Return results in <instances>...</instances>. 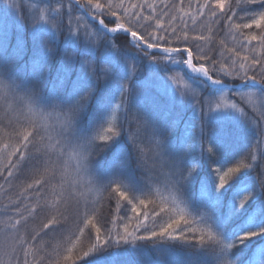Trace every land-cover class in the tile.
<instances>
[{"label":"snow or ice","instance_id":"1","mask_svg":"<svg viewBox=\"0 0 264 264\" xmlns=\"http://www.w3.org/2000/svg\"><path fill=\"white\" fill-rule=\"evenodd\" d=\"M17 27L31 40L0 28V264H247L264 0H58Z\"/></svg>","mask_w":264,"mask_h":264},{"label":"trees","instance_id":"2","mask_svg":"<svg viewBox=\"0 0 264 264\" xmlns=\"http://www.w3.org/2000/svg\"><path fill=\"white\" fill-rule=\"evenodd\" d=\"M66 2V0H65ZM58 0H0V28L7 26L8 31V40L10 45H15L18 39L25 41L31 40V32L23 31L21 32L18 27V17L24 16L28 21H33L39 19L40 13L45 11V5L53 4L57 5ZM177 79L172 83L173 88L183 89L185 87V81L182 78V74L176 73ZM156 88L154 87V91ZM251 91V90H249ZM227 98L228 102H232L227 93L219 94ZM247 98V97H246ZM252 99L255 100V104H258V101L255 97ZM248 101V102H247ZM252 101V100H250ZM249 100H245L249 104V107H252V103ZM188 115H191V109L189 110ZM184 128L183 125H181ZM211 130V129H210ZM191 128L188 127L183 132V139L188 141L190 138ZM248 147V142L246 141H236L226 146L220 150L221 158L225 159L228 163H231L236 159L242 151H245ZM261 150H264V145H261ZM256 151V149H253ZM248 178L251 179V174H248ZM2 183V182H0ZM241 194L250 191L248 184H242L239 187ZM91 199H99L100 193H88ZM3 196V189H0V197ZM6 201L0 198V205ZM251 203V202H250ZM115 219V217H112ZM261 223L260 219L250 218L248 213H243L241 227L245 229H255ZM236 252L245 253V259L247 264H264V240L254 239L247 242L246 245H242L239 249L234 250ZM83 264H95L94 260L84 261Z\"/></svg>","mask_w":264,"mask_h":264},{"label":"rangeland","instance_id":"3","mask_svg":"<svg viewBox=\"0 0 264 264\" xmlns=\"http://www.w3.org/2000/svg\"><path fill=\"white\" fill-rule=\"evenodd\" d=\"M227 100L228 99L225 98L224 96L219 95V102H220L221 111L226 110V107L225 106L231 103V102H228ZM245 100H248V99L245 98ZM250 103L255 104V100L252 99V101H250Z\"/></svg>","mask_w":264,"mask_h":264}]
</instances>
